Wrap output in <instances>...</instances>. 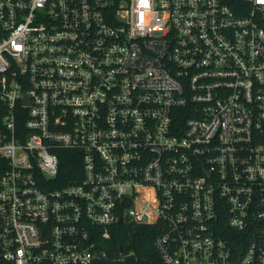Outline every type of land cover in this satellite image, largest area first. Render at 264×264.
Instances as JSON below:
<instances>
[{"label": "built area", "instance_id": "2783aa9c", "mask_svg": "<svg viewBox=\"0 0 264 264\" xmlns=\"http://www.w3.org/2000/svg\"><path fill=\"white\" fill-rule=\"evenodd\" d=\"M126 223L161 264H264V0H0V264Z\"/></svg>", "mask_w": 264, "mask_h": 264}, {"label": "trees", "instance_id": "16d2710c", "mask_svg": "<svg viewBox=\"0 0 264 264\" xmlns=\"http://www.w3.org/2000/svg\"><path fill=\"white\" fill-rule=\"evenodd\" d=\"M78 154L71 151H61V172L59 180L65 181L75 177ZM80 164V163H79ZM160 234L158 226L136 225L126 223L118 226L110 241L105 242L103 251L111 257H118L121 253H133L145 264H161L154 242Z\"/></svg>", "mask_w": 264, "mask_h": 264}, {"label": "water", "instance_id": "95a60500", "mask_svg": "<svg viewBox=\"0 0 264 264\" xmlns=\"http://www.w3.org/2000/svg\"><path fill=\"white\" fill-rule=\"evenodd\" d=\"M122 223L123 220H120V224ZM99 255L101 258L95 259L93 264H136L137 261L135 255L124 257L120 261H113L110 255H102V254Z\"/></svg>", "mask_w": 264, "mask_h": 264}]
</instances>
